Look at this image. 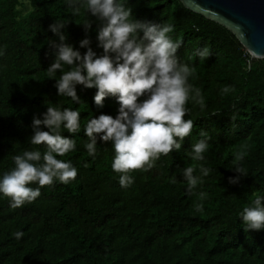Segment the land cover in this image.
Segmentation results:
<instances>
[{
	"label": "trees",
	"instance_id": "1",
	"mask_svg": "<svg viewBox=\"0 0 264 264\" xmlns=\"http://www.w3.org/2000/svg\"><path fill=\"white\" fill-rule=\"evenodd\" d=\"M23 1L29 5L24 13L21 0H0V176L14 167V155L46 150L30 144V124L49 106L80 113L79 132L61 128L75 148L57 157L70 160L77 175L68 184L40 187L33 202L18 208L0 196V264H264V230L244 231L238 216L264 193V58L251 57L232 31L180 0H127L134 19L170 24L169 35L181 41L176 57L190 69L184 119L193 128L179 150L151 168L132 170L134 183L122 188L111 169V143L98 141L95 158L84 147L85 124L101 112L114 116L116 102L105 98L97 109L95 89L80 86L78 103L58 96L53 85L60 71L47 72L54 58L50 42H58L49 25L65 22L66 42L77 46L84 22L94 18L83 3L74 15L66 0ZM95 27L88 35L99 53ZM204 47L207 59L193 57ZM201 139L204 159L194 160L188 153ZM238 155L247 175L230 184ZM186 167L199 177L190 191ZM201 167L209 169L207 176Z\"/></svg>",
	"mask_w": 264,
	"mask_h": 264
},
{
	"label": "clouds",
	"instance_id": "2",
	"mask_svg": "<svg viewBox=\"0 0 264 264\" xmlns=\"http://www.w3.org/2000/svg\"><path fill=\"white\" fill-rule=\"evenodd\" d=\"M66 3L74 15L83 3L94 21L84 22L85 35L77 46L66 42L62 31L65 22L49 25L58 42H50L54 58L47 72L51 75L60 71L53 85L58 96L78 103L77 86H80L81 90L95 89L92 100L97 109L104 107L105 98L114 99L117 104L114 116L101 112L85 124L83 131L88 142L84 147L95 158L97 142H110L114 151L111 169L119 174V185L127 188L134 183L132 170L151 168L161 155L179 150L192 131L193 121L184 119L188 111L185 104L190 90V69L176 57L181 41L169 35L173 31L170 24L134 19L127 0H66ZM93 24L96 25L95 49H100L99 53L88 35ZM192 55L207 59L211 53L204 47ZM222 91L227 92L228 86ZM79 119V111L69 107L61 110L49 106L32 116L29 142L43 144L46 150L43 153L38 149L24 150L12 157L14 167L0 176V196L10 198V207L33 202L42 186L52 185L54 181L68 184L75 179L77 169L72 162L57 157L75 148L74 139L63 136L61 128L69 134L77 133ZM206 149V139H201L191 146L188 154L194 160H202ZM235 159L237 163L230 170L236 175L228 177L230 184L247 175L239 163L243 156ZM199 171L201 176H207L209 169L201 167ZM193 173L192 167L182 169L187 191L199 179ZM33 183L37 187H31ZM238 216L244 231L264 230V193L256 194ZM14 236L20 239L23 232L17 231Z\"/></svg>",
	"mask_w": 264,
	"mask_h": 264
},
{
	"label": "water",
	"instance_id": "3",
	"mask_svg": "<svg viewBox=\"0 0 264 264\" xmlns=\"http://www.w3.org/2000/svg\"><path fill=\"white\" fill-rule=\"evenodd\" d=\"M232 31L252 57L264 58V0H180Z\"/></svg>",
	"mask_w": 264,
	"mask_h": 264
},
{
	"label": "rangeland",
	"instance_id": "4",
	"mask_svg": "<svg viewBox=\"0 0 264 264\" xmlns=\"http://www.w3.org/2000/svg\"><path fill=\"white\" fill-rule=\"evenodd\" d=\"M21 2L23 3V7L21 6L20 10H21L22 13H24L29 8V5L23 0H21Z\"/></svg>",
	"mask_w": 264,
	"mask_h": 264
}]
</instances>
